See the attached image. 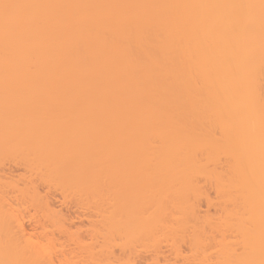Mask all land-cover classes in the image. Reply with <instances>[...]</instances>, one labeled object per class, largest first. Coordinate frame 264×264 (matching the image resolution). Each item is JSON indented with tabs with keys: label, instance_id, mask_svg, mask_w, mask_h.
I'll return each mask as SVG.
<instances>
[{
	"label": "bare ground",
	"instance_id": "bare-ground-1",
	"mask_svg": "<svg viewBox=\"0 0 264 264\" xmlns=\"http://www.w3.org/2000/svg\"><path fill=\"white\" fill-rule=\"evenodd\" d=\"M22 85L56 89L0 94L50 92L57 117L82 116L88 146L99 143L88 166L196 176L131 230L189 232L196 264H264V0H0V86ZM24 107L0 106V149L18 133L1 120L38 114ZM40 253L0 233V264L44 263Z\"/></svg>",
	"mask_w": 264,
	"mask_h": 264
},
{
	"label": "rangeland",
	"instance_id": "rangeland-1",
	"mask_svg": "<svg viewBox=\"0 0 264 264\" xmlns=\"http://www.w3.org/2000/svg\"><path fill=\"white\" fill-rule=\"evenodd\" d=\"M0 89L53 91L56 87ZM59 97L50 92L0 94L1 107L17 110L33 105L38 110L34 116L1 120L21 134L16 133L15 141L0 149V233L6 229L23 246L38 248L45 255V259L39 256L40 260H46H37L39 264H196V248L188 245L189 232L184 233L187 239L182 234L173 237L159 232L146 237L143 230H131L130 226L134 217L143 222L152 208L170 211L171 194L188 186L187 180L196 188V176L176 179L155 172L161 167L144 163L88 166L87 152L96 150L99 143L91 136L88 146L77 111L67 120L55 115V110L62 108ZM35 146L37 149L31 150ZM208 186L207 193L215 198ZM190 194L187 203L196 212V195ZM202 201L201 214L217 216L214 205ZM114 208L127 215L116 221L108 216ZM112 223L122 228L114 229Z\"/></svg>",
	"mask_w": 264,
	"mask_h": 264
}]
</instances>
